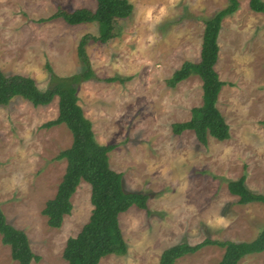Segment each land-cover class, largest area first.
<instances>
[{
	"label": "rangeland",
	"instance_id": "374dc122",
	"mask_svg": "<svg viewBox=\"0 0 264 264\" xmlns=\"http://www.w3.org/2000/svg\"><path fill=\"white\" fill-rule=\"evenodd\" d=\"M131 14L115 22L106 42L87 39L93 76L76 84L77 102L91 121L94 138L114 144L109 166L122 173L125 190L148 194V214L135 205L118 215L126 243L123 255L106 254L97 264H159L163 249L185 241H248L264 226V203H238L227 180L246 172L245 184L264 194V14L238 0L221 21L214 64L221 86L216 107L230 138L196 140L192 130L174 134L173 122L187 120L202 103L201 78L190 74L174 86L167 79L182 62L199 61L203 19L227 0H128ZM264 1V0H263ZM57 6L95 8V0H0V68L50 85L45 68L58 77L80 73L76 46L82 34L97 35L96 22L67 24L47 18ZM117 75L123 80L107 82ZM58 98L33 106L21 97L0 105V206L6 220L22 229L39 260L66 264L62 250L88 220L90 185L82 180L71 195L72 210L59 227L41 213L65 170L56 155L71 143L64 124L42 126L58 113ZM224 249L205 245L173 264H217ZM0 264H17L0 240ZM239 264H264V251Z\"/></svg>",
	"mask_w": 264,
	"mask_h": 264
},
{
	"label": "trees",
	"instance_id": "16d2710c",
	"mask_svg": "<svg viewBox=\"0 0 264 264\" xmlns=\"http://www.w3.org/2000/svg\"><path fill=\"white\" fill-rule=\"evenodd\" d=\"M95 8L79 7L72 10L57 6L55 12L47 18H62L67 24L96 22L97 35L82 34L76 46L77 57L84 66L80 73L58 77L46 63L50 85L41 89L36 81L27 75L6 74L0 68V105L7 104L14 97L28 100L33 106L47 105L57 96L58 113L55 118L42 124L51 127L64 124L71 133L70 145L61 150L57 159H65V170L52 198L46 200L41 213L50 227H59L64 215L72 210L71 195L79 183L84 180L90 185V203L92 209L88 220L74 236H69L62 250L66 264H97L106 254L123 255L126 243L119 226L118 215L132 205L151 211L147 206L148 194L134 190H125L122 173L109 166L108 152L114 144H102L95 140L91 121L84 115L77 102L76 84L93 76V71L86 51L87 39L106 42L116 35V20L131 14L132 4L128 0H95ZM239 6L238 0H227L224 7L203 19L204 28L199 53V61L185 60L167 79L169 86H174L190 74L201 78L202 103L192 107L187 120L173 122L171 130L180 134L192 130L195 138L206 144L207 137L218 140L230 138L229 125L216 107L218 92L224 81L220 80L214 64L218 58V33L222 19L233 13ZM248 6L255 12L264 14L263 0H249ZM117 75L105 77L107 82L123 80ZM264 123V120L262 121ZM246 172L236 179L227 180V189L238 196V203H264V194L254 192L245 184ZM0 240L8 245L10 256L17 264H30L39 260L30 246L26 233L9 223L0 206ZM205 245H216L224 249L217 264H239V260L254 252L264 251V226L258 234L248 241L211 239L205 237L194 244L182 241L163 249L159 264H173L179 257L195 253Z\"/></svg>",
	"mask_w": 264,
	"mask_h": 264
},
{
	"label": "crops",
	"instance_id": "0c3cea01",
	"mask_svg": "<svg viewBox=\"0 0 264 264\" xmlns=\"http://www.w3.org/2000/svg\"><path fill=\"white\" fill-rule=\"evenodd\" d=\"M189 119V118H188Z\"/></svg>",
	"mask_w": 264,
	"mask_h": 264
}]
</instances>
